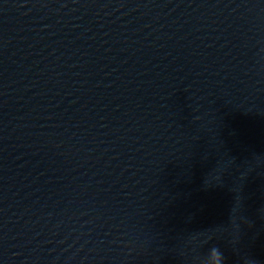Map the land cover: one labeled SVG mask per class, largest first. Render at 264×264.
<instances>
[{
  "label": "water",
  "instance_id": "1",
  "mask_svg": "<svg viewBox=\"0 0 264 264\" xmlns=\"http://www.w3.org/2000/svg\"><path fill=\"white\" fill-rule=\"evenodd\" d=\"M0 264H264V0H0Z\"/></svg>",
  "mask_w": 264,
  "mask_h": 264
}]
</instances>
